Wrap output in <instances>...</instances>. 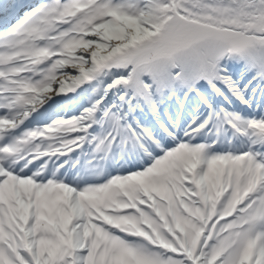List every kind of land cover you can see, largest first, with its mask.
<instances>
[{
  "label": "rangeland",
  "instance_id": "1",
  "mask_svg": "<svg viewBox=\"0 0 264 264\" xmlns=\"http://www.w3.org/2000/svg\"><path fill=\"white\" fill-rule=\"evenodd\" d=\"M114 1L123 8H129L132 6L130 5L131 1L129 0H42L34 7L33 10L29 11L28 14L16 19L12 23V27L4 30L3 33L0 31V33H2L0 35L2 36L0 37V47H5L3 51L0 50V59H3V61L10 60V63L5 66L8 68L10 73H15V76H13L11 82L15 85L14 89L11 90L14 92H9L7 94L8 99L6 104L8 105V108H6L4 111L3 118L5 117V119H3L0 123V134L2 133V130H4V128H6L11 123V121L21 113L23 105L26 101L34 102L38 98H45L52 94V92L56 90L59 85L64 83L63 78L70 73H65L64 71L72 70L71 72H81L79 69L82 64L67 65L65 62L62 63L64 61V55L60 54L57 57V55L53 53L56 51L72 53L76 47L81 46V43L85 41V36L88 34H90L89 36L94 37V39L90 44L81 46L82 48L80 49L83 53L88 55L87 59L92 57V52L103 53L118 44H130V42L134 39H142L141 44L138 46L139 49L137 51H133L131 55L125 56L122 58V60H120L121 56L116 57V54L119 53V51H117L116 54H112L111 57H108V59H115V64L120 65H126L128 63L127 61H129L131 58L132 60L136 61V63L133 61L132 63H134V65L130 67L133 72L132 81L130 82L127 80L124 85H127L128 83L132 87L134 94H142V96H144L145 93L142 83L143 78L145 77L155 80V90H159L161 88L163 89L167 86L170 88L172 86L181 88L186 80L184 73L189 75L191 72V66L193 64L192 60L196 51L202 61L197 72L198 79L203 78L205 81H208L210 77V71L207 67V63L209 64L206 54V48L208 45L207 34H209V36L218 46L225 43L226 41L229 42L230 49H228V51L232 52L234 58L229 59L227 62L230 63L231 67L234 65L238 67V64H241L242 67L245 68L251 66L256 67L258 64V59H256V57L259 56V53L257 49H253L252 45L255 46L254 42H259L260 44L262 43L261 39L259 38L262 36L259 32V28L264 24V0H164L169 2L171 8L169 11H165V15L161 16L164 18L160 28L161 32L148 37L149 34L152 33L148 27L144 28L145 26L142 25L137 30H134V28H132L134 26H131L123 37L112 40L111 46L108 48V50H106L103 48V46H100L96 42L95 38H97L96 36H99L100 39L108 37L109 30L107 31V28L103 29L101 26L103 25L104 20L109 13H115L114 10L109 8V6L115 3ZM191 5H196V10H193V8L190 7ZM133 18H135V16L128 17L125 20L132 21ZM183 20H185L187 24L182 26L181 33L186 34V32H188L190 36L192 35L195 37L191 43L188 42L190 44L187 43L184 48L182 47L179 50H175V48H173L171 53H165L164 58L157 57L155 59H151L148 55H143L144 47L153 44L156 40L165 39L172 35V33H175ZM154 22L155 24L161 25V21L155 20ZM92 28H97L98 30L92 32ZM225 30H228L230 33H232V35L227 36L224 33ZM116 31L117 30L114 32ZM190 36L186 35V38L188 39ZM245 36L249 38V42L247 44H242V39ZM180 41L165 43L170 47H174L178 45ZM251 47L252 49H250ZM261 51V53L264 54V43L262 44ZM34 55H36V58H34ZM12 56L13 59H10ZM19 58L21 62H17V59ZM33 61L36 63V65H32ZM262 62L264 63V56H262ZM0 74L5 75L6 72H0ZM236 79L240 78L236 77ZM22 85L25 87L22 88ZM112 85H114V83H112ZM116 85L120 86L122 85V82L116 83ZM107 86L108 85H106V87ZM205 88H207V85ZM119 91H124V88ZM18 96L20 97L19 100ZM109 98L110 100H116L113 99L115 97L112 95H110ZM248 99L249 98H244L245 103ZM83 102L86 104V100ZM85 104L78 107L74 112L75 116L68 117L69 120L53 117L49 121L51 127H46V130L40 128H26L22 130L20 133L35 130L34 135L29 138L28 149H48L55 145L57 141H63L66 143L77 138V136L80 135L79 132H81L86 117L84 113L81 112V110L84 109ZM238 105L239 104L234 102L230 103L227 107H239ZM255 105L256 109L260 108L262 113H244L246 116L252 117L251 120L246 119V117L235 119V117H240L237 112H232V115L235 117H229L228 119L229 123L236 124L238 129L245 133V142H247V140L257 142L260 137L264 138V101L261 102L260 105H258V103H255ZM243 106L245 107V105ZM244 107L242 108L245 109ZM249 108L251 109L252 107ZM235 109L237 108H230V110ZM117 117L118 116L115 109L108 110L101 115V122L97 125L96 132L93 135V141H91L92 144L87 152V159L99 158L103 156L106 143L115 132L114 126L120 122ZM106 118H111L108 125L105 121ZM55 127L59 130L58 132L53 131L56 130ZM20 133L14 132V135L12 133L10 136L16 139ZM172 133L176 135V132L172 131ZM37 135H39V138H37ZM155 138L157 139L159 145L165 143L163 145L165 149L174 147L177 141L175 140L172 142H165V140H163V138L160 136ZM182 139L186 138L182 137ZM226 139H229V134H227ZM211 141H213L212 137L207 139L200 138L196 143L197 145L190 141L192 142V145H186L184 143L185 145L182 148L184 151V156L188 155L187 157L190 159L194 157V151H197L198 147L201 148L200 152H208L210 159L209 166L205 170V179L211 177L212 175L210 171V168L213 165L212 156L217 153L220 154L222 151H215L212 150L213 147H208V143ZM8 143L9 141L6 140L4 143H0V146L8 145ZM225 153L228 154V151H225ZM251 156L253 155L251 154L250 157H248V160L245 158L244 162L246 164H250L252 162L250 159ZM174 157L175 154L171 153L169 159L162 160L164 163H159L156 159H153V167H151L150 171V167L147 170L149 175L152 177V185L147 187V193L138 180L136 182L131 181L126 185L128 186V189H130V192L132 190L136 194L131 200L139 205L144 215H155L150 211L149 207L146 206V204H152L149 202L150 199H157L153 182L155 183L157 181V184L159 183L160 189L163 187V181L166 183L168 179L170 182L171 175L168 174V167L165 165L168 160L170 161L167 163H172L173 165L177 163ZM261 162V159L259 161L256 160L255 164H260ZM157 163H159L162 167H160ZM178 165V163L175 164V169ZM131 168L139 169L137 173L139 174L140 179L146 176L145 172H142L144 169L140 171V166H136V162L128 167L122 166L120 171L116 172L114 177H112L113 180L110 182V188L108 190L109 200H106L105 202L108 206H113V203L118 200L120 203L125 205V208L123 209L124 215L137 222L138 220H136L134 216L136 213H138V208L127 206L129 199L124 195H118L117 186L115 184L118 183L120 177H126L127 175L124 173ZM163 168L164 177L159 178L158 175L160 174V170ZM252 170L253 169L249 171ZM169 171L171 174L175 173L174 167L169 168ZM185 171V169L180 168V172L182 174H184ZM228 171L229 170L226 169L224 172L225 185L232 184L235 186L236 183H238V181H236L238 180V177H231L230 182ZM12 174L14 175V178L17 179L15 189L17 188L16 190L20 196L22 217L23 219L26 218L27 225H30L31 233L27 237V242L30 244L33 252H30V249H26L27 251H25L23 249L25 247L23 246H18L16 250L9 251L7 248L8 240L6 238L8 231L5 229V226L1 225L0 223V264L6 263L4 260H2L1 255L6 256L8 262L7 264H13L10 260L8 261L9 257L13 260H17L18 262L23 261V257L31 260L35 259L36 262L34 264H42V260H40L42 258L39 257H43L47 251L50 252L51 258L49 264H99L97 261H100L102 256H104V261L106 260L107 264V261L114 256H117L118 252L121 251L124 252V254H127L128 248L132 247L134 244L139 245L134 247L138 249L137 256L141 262L145 264H164L162 262V258L164 257L165 250L167 251L168 248H172V246L169 244L163 245L159 243L158 240H155L157 246H149L147 244L145 245L140 243L138 237H133V240L130 239V241L127 242L128 239H124L121 233L115 234L106 231L100 222H95L94 225L95 230L100 229L103 231V234L106 233L104 235V243L98 246L101 241L97 239L95 232L93 234L94 236L92 237L97 243L96 246H87L90 237L87 238V236H84V239L86 240L85 244L78 249H75L76 246L74 243V232L71 230L73 215L71 216L70 209V207L74 206L72 200V198H74V192L69 188L68 184H62L58 187H55L51 192L43 191L41 195H37L34 198L36 199L37 208L35 213L32 214L29 212L28 206L30 205L29 203L33 200V198L26 194L24 189L22 187L20 188L19 186V182L24 183L26 181V177L17 176L14 172ZM116 174L118 175L115 176ZM242 178L245 180L249 179V184L244 187L252 190L251 172L243 174L240 179L241 182ZM145 181L148 182V178ZM119 182H122V180ZM86 185H88V183L82 181L76 184V190L78 191L76 196L83 205L89 206V204L93 202V199L88 198L90 203H87L86 198L80 192V188ZM1 188H4L9 205L13 208L15 204L12 201V197L8 195L9 188L7 183L3 180H0V199L3 194ZM161 194H165L170 199H173L170 191L163 192ZM118 197H122V199L119 200ZM254 198L256 199L255 202H259L262 199L259 195H255ZM235 199L236 198L234 197V199L230 201V205L227 208L233 205ZM138 200L140 203H138ZM158 201L159 200H157V203L159 205L161 214L167 217L169 213L166 207V202L163 200L160 204ZM217 203L218 201L212 203L211 206L213 205L214 207ZM257 204H261L264 208V202ZM0 206L2 207L1 203ZM174 210L178 211V209ZM261 211L263 212V210ZM210 213H213V211H210ZM253 213L256 212L253 211ZM107 214L111 218L115 219V212L113 209H107ZM217 214L214 215V217H220L219 212ZM2 215L6 216V212L3 214L2 208H0V221L3 222L5 220H3ZM228 218H219L217 220V224L219 225ZM19 219L20 217L15 218L18 224H21V220ZM182 222L179 226L172 224V226H170L168 229L165 227L164 229L160 228L158 233L162 238H165V236L172 237L170 233L177 234L182 232L184 236L177 238V242L180 244V247L184 252L188 250L191 251L195 247L194 242L197 241L196 238L198 237L196 232L199 230L198 227L195 228L192 235L188 236L187 233H185L182 229ZM5 224L14 226L11 219H9L8 222H5ZM138 226L141 227L140 224H138ZM198 226L203 228V226L200 224ZM212 227L213 224L211 220L208 225H205L203 230L208 232L212 229ZM260 230L263 231V241L264 220L261 223L253 222L245 226L239 233L242 236V244L240 246H235V248L237 247L240 249V251H242L243 248L245 250L252 251L251 248L249 249V246H247L246 236L254 235L255 232H259ZM232 235L233 234H231V237ZM153 236L157 238L155 234H153ZM185 239L187 240L186 245L183 244ZM203 241L204 237L201 235L198 246L195 248V253L193 254L195 256L194 261H197L200 264H205L207 262L206 259L210 252L206 251V249H203L204 247L200 248V246L203 245ZM19 242L20 240H18V244L21 245ZM182 244L184 246H182ZM223 245H226V243ZM260 251L261 248H257L253 252L257 260L252 258L254 260H252V264H264V257L262 259L259 255ZM226 252L227 251L223 252L219 258L230 259L229 253L227 256ZM76 253L80 254V258L78 257L79 255L74 257V254ZM38 258L40 262H37ZM126 258L127 264H132L133 262L135 264L137 263L131 256L127 255ZM169 258L170 257L166 255L165 259ZM219 258L215 260L213 264H217ZM72 259L75 261L73 262ZM233 261L236 262V264H241L240 255H236V257L233 258ZM141 262L138 261V263ZM166 262H168V264H180L179 260L176 263H171L169 260ZM103 263L104 262H100V264ZM14 264H16V262Z\"/></svg>",
  "mask_w": 264,
  "mask_h": 264
},
{
  "label": "bare ground",
  "instance_id": "2",
  "mask_svg": "<svg viewBox=\"0 0 264 264\" xmlns=\"http://www.w3.org/2000/svg\"><path fill=\"white\" fill-rule=\"evenodd\" d=\"M191 8H193V10H196V5H191ZM187 24V22L185 20H183L182 23H180V26L177 28L175 33H172V35L168 36L165 39H159L154 41L153 44L146 46L143 48V55H148L149 58L151 59H155L157 57H165V53H171L173 48H175V50H179L182 47L186 46L188 42H190V38H186V35H189V33L186 34H182L181 33V29L182 26H185ZM224 33L227 36H230L231 33L228 30H225ZM181 40V41H180ZM173 41H180L178 45L174 46V47H170L169 45H166L165 42H169L172 43ZM207 42L209 43L208 45V61H209V65L211 67L212 73H214V70H216V63L218 62V59L224 54L225 48L227 47V45H229L227 42L222 44L221 46H216L215 43L212 41V38L209 36V34H207ZM141 44L138 43L135 46L131 47L130 49H124L121 52L117 53V56L123 55V54H132L133 51H137L139 48L138 46ZM255 47L257 49H259V43L255 42ZM120 54V55H118ZM198 72V63L196 60V57L194 55L193 58V65H192V70L190 72L189 75L184 74L186 79H194L195 75H197ZM241 79V77H239ZM240 79H238L240 81ZM107 90H109V86L107 87ZM244 89H240L239 92H244ZM208 91H205L204 95H201V98H199V101H196L191 107L189 103H184L183 101L180 102L179 101V108H178V112L173 116H169L167 117V119L165 121H163V117H162V110H157L156 114L153 113V115H156V119L157 122L160 124L158 127H161V129H164V131H166L168 129V125L171 126L172 129L177 130L178 133V139H182V137H186L188 139H198L200 138V131L203 127V122H201L198 125H194V124H188L186 127L182 128V123H179V121H181L183 118H185V114L188 111H193L191 114L196 115V116H202L205 113H209L211 114V118L215 117L216 115H218V113H226V105H229L230 103H234L235 102V97L233 95H230L231 91H226V92H221L220 96H218L217 99L221 100L222 104H219L218 101L216 100V103L213 104V106L211 105H207V102H210V100H214L213 96H212V90L210 91V95H208L207 93ZM234 95H237V93H235ZM222 96V97H221ZM219 100V102H220ZM227 101V102H225ZM228 103V104H226ZM244 107L242 104L240 105V108ZM246 107H253L256 108L255 105V101L254 103L252 102V99L249 98L246 101ZM174 108L173 105H170L169 109ZM208 111V112H207ZM159 112V113H158ZM164 113L167 114V110L164 109L163 111ZM172 123V124H168V123ZM208 126V125H207ZM174 130H168L166 132V134L168 135H163L161 137L165 138L166 140H170L171 138H175V135L172 133V131ZM222 132H225V128H223L221 130ZM203 132V130H202ZM222 132H220L219 134V138L221 139V142L219 143V149L221 150H230V152H228V155H226L225 151H223L222 155H217V158L222 162L223 167L225 166H229L231 169V175L236 174L237 176L239 174H241V172L247 168V166L245 164H243L241 162V156L244 154L242 149H247V151H249L250 149L254 150L255 152V156L259 157L260 159H262V162L260 164H258L259 166H263L264 163V142L262 143V145L259 146H255V144L257 143H249L247 146L245 145V147L243 146L241 149H239V145H241L242 143H244L243 140H245L244 138V133L243 132H236V137H234V140L231 139L229 142L226 143V146H224L225 144H223V135ZM206 134V133H205ZM204 134V137H205ZM218 137V136H217ZM215 138V137H214ZM171 139V140H172ZM177 139V140H178ZM219 139V141H220ZM179 141V140H178ZM177 142V141H176ZM215 143V141L213 142ZM182 146L180 144V142L176 143V145L169 149L168 151H166L165 149H163V156L160 157L159 155H157L158 153L154 152V153H150L148 152V154L150 155V157L152 159H158V160H166L170 157V153H174L177 157V159L182 163V165H185L184 167H188L191 166V172L192 174L194 173L195 169L198 168V170H196V172L194 173L195 176V181L197 180H202L204 179V171H203V167L205 166V160L202 161V163H200L196 168L194 166V161L197 159V157L199 156L197 153V157L196 159H188V162H184V160L180 159V155H181V150H182ZM225 148V149H224ZM204 154L207 156L208 152H204ZM247 154V153H246ZM246 154L244 155V157H246ZM206 156H202L204 158H207ZM187 158V157H186ZM258 165L255 164L254 166H252L253 170H257L258 169ZM113 168H117V164H112L111 165ZM143 166L145 167V169H147V163H143ZM76 166H73V164L68 165L67 167V171H65V167H62L59 171L58 174H51V175H44L42 173H40L38 170L33 171V173H26V177H27V181H26V193L27 194H31L33 198L34 197V190L37 192V194H40L42 191L44 190H51L52 186L57 185L58 184V178H62L63 176H68L69 177V181L71 180V184H70V188L74 191V193L76 194V187L75 184L82 180L83 178H85L87 175L91 176L90 178H87L85 180H87L90 185H88L87 187H85L84 189H82V192L84 193L85 196H91L94 199V205L98 208L99 213L97 214L98 218L101 220L102 225L108 229V230H120L121 233L128 237L129 239L134 237V236H138L141 233V230H137V229H132L131 227L127 226L126 223L120 218L117 217V219L112 220V218L109 217V215H107V213L105 212V205H104V201L106 199V192L107 189L109 187V183L110 180H107L105 182H102L100 179L102 177L101 174L99 175H95L91 172H89L91 167H88L86 170H81V176H80V180H78L77 175L72 176L73 171L75 170ZM216 170H219L221 173H223V170L221 168H217L215 167ZM88 170V171H87ZM62 172H64L62 174ZM87 173V174H86ZM258 174H260V172H258ZM258 174L254 173L253 177H254V181L258 179ZM112 180V179H111ZM84 181V180H83ZM38 184V186L36 187V185ZM199 184V183H198ZM16 193V191H15ZM74 194L75 197V205L72 208V214L74 216L72 225L76 226V229H74V243L76 248L78 249L79 247L83 246V243L85 242L84 236L87 235H92L93 232V220H90V225L87 228L86 227V222L88 221V216L89 215H93V209L91 206H89L90 208H86L85 206L81 205L80 201L77 199V196ZM102 194V197H99V195ZM204 200V198H203ZM32 207H34V198L32 201H30ZM130 203L132 204L133 202L130 201ZM123 204L118 205L115 204V210L117 213H120L119 208L122 207ZM84 211H86L87 213V219H85V216H83L82 219V215L84 213ZM30 230L26 231V228L24 229V227H20V237L22 239H26L25 237L28 236L27 232H29ZM143 235V233H142ZM253 240V239H252ZM264 246V243L263 245ZM24 250L30 249L31 252L32 248L31 246H24ZM9 249V246H8ZM77 255H79L78 257L80 258V254L76 253L74 254V257H76ZM251 257L254 256H249L248 259H250ZM76 259V258H75Z\"/></svg>",
  "mask_w": 264,
  "mask_h": 264
},
{
  "label": "trees",
  "instance_id": "3",
  "mask_svg": "<svg viewBox=\"0 0 264 264\" xmlns=\"http://www.w3.org/2000/svg\"><path fill=\"white\" fill-rule=\"evenodd\" d=\"M141 1V8L140 12L137 17L133 18L132 21H124L122 22H113L109 20V24L107 25V31L109 30L108 37L104 39H95L96 42L105 48H109L111 46V41L116 40L119 37H123L127 30L131 27L134 28V30H137L142 25H152L154 24L155 20H158L159 13L157 12V0H140ZM117 30L116 32H114ZM109 38V40H108ZM91 41L88 42L90 44ZM84 61H87L86 55H83ZM80 62H83V60H79ZM180 259V258H179ZM183 261L182 259H180ZM175 261V260H174Z\"/></svg>",
  "mask_w": 264,
  "mask_h": 264
},
{
  "label": "water",
  "instance_id": "4",
  "mask_svg": "<svg viewBox=\"0 0 264 264\" xmlns=\"http://www.w3.org/2000/svg\"><path fill=\"white\" fill-rule=\"evenodd\" d=\"M261 31L264 32V26L261 28Z\"/></svg>",
  "mask_w": 264,
  "mask_h": 264
}]
</instances>
